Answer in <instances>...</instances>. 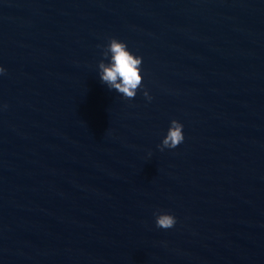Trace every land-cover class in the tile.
I'll use <instances>...</instances> for the list:
<instances>
[{
    "label": "water",
    "instance_id": "obj_1",
    "mask_svg": "<svg viewBox=\"0 0 264 264\" xmlns=\"http://www.w3.org/2000/svg\"><path fill=\"white\" fill-rule=\"evenodd\" d=\"M0 66V264H264V0H0Z\"/></svg>",
    "mask_w": 264,
    "mask_h": 264
},
{
    "label": "clouds",
    "instance_id": "obj_2",
    "mask_svg": "<svg viewBox=\"0 0 264 264\" xmlns=\"http://www.w3.org/2000/svg\"><path fill=\"white\" fill-rule=\"evenodd\" d=\"M102 47L104 59L98 65L101 70V81L110 90L117 91L125 99H134L137 92L143 87V57L135 55L129 50L126 42L115 37L109 38L108 44ZM0 74H6V69L3 66H0ZM143 95L149 101L153 99L146 89ZM183 129L184 125L173 119L166 136L159 145L160 151H164L166 148L175 149L183 143L185 139ZM154 215L157 228L170 229L177 223L175 215L168 212L157 211Z\"/></svg>",
    "mask_w": 264,
    "mask_h": 264
}]
</instances>
